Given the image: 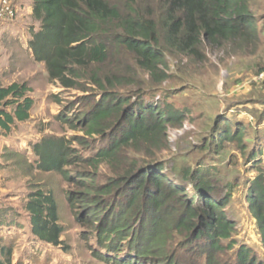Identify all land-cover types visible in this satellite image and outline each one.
I'll return each instance as SVG.
<instances>
[{
	"label": "trees",
	"instance_id": "trees-1",
	"mask_svg": "<svg viewBox=\"0 0 264 264\" xmlns=\"http://www.w3.org/2000/svg\"><path fill=\"white\" fill-rule=\"evenodd\" d=\"M138 1L32 0V14L40 24L28 42L33 58L44 63L50 81L86 91L63 106L58 116L84 135L41 137L31 146L34 167L64 175L82 189L69 192L68 201L79 204L76 219L91 229L88 240L93 243L87 245L105 263L227 264L222 255L236 246L234 263L229 264H264L252 247L233 237L238 233L236 221L225 209L233 183H226V192L220 193L201 169L181 167L177 174L169 173L157 158L168 147L169 127L182 122L180 114L157 102L145 103L141 93L121 91L119 76L99 69L116 49L129 52L141 68L157 75L164 56L158 47L157 22L139 12ZM162 1L165 40L182 51L194 52L202 39L210 45L230 41L245 48L257 39L249 0ZM30 92L25 81L0 80V137L30 119ZM243 132L225 125L213 144L221 149L224 140L241 142ZM94 136L106 140L94 153L86 156L73 146L78 142L83 149V138ZM261 154L252 147L247 163L258 162ZM76 163L92 170L73 177L67 168ZM102 163L115 165L117 174L98 183ZM246 201L264 250L262 176L250 181ZM24 209L34 239L53 246L62 243L64 229L51 192L33 189ZM0 264H24L13 260V244L6 238H0Z\"/></svg>",
	"mask_w": 264,
	"mask_h": 264
},
{
	"label": "rangeland",
	"instance_id": "rangeland-1",
	"mask_svg": "<svg viewBox=\"0 0 264 264\" xmlns=\"http://www.w3.org/2000/svg\"><path fill=\"white\" fill-rule=\"evenodd\" d=\"M11 2L14 16L0 23V29L15 23L11 37L7 41L0 39V61L7 63L1 69L0 80L3 84L27 82L34 104L28 121L17 124L8 135L0 137V152H3L0 156V238L13 244L15 262L108 264L89 249L88 241L93 243L92 238L88 240L91 229L76 219L79 204L72 205L68 201L69 192L82 189L64 175L36 170V157L31 150L32 144L43 136L84 135L82 130L70 128L58 116L63 106L78 100L86 91L65 89L48 79L44 63L36 61L28 47L32 33L40 25L33 14L27 12L30 1L26 5L21 0ZM248 6L257 23L258 36L254 43L245 48L232 45L230 41L210 45L202 39L190 53L166 42L165 22L160 23L165 18L164 2L139 0V12L157 22L158 47L164 51L157 75L141 68L129 52L116 49L99 69L104 74L118 75L121 91L141 93L140 100L145 103L157 102L159 107L173 108L180 114L182 122L169 127L168 147L158 152L157 158L165 162L169 173L177 174L181 167L201 169L220 193L226 192V183H233L231 199L225 207L227 213L235 217L238 233L233 237L252 247L264 263V250L246 201L250 181L257 175L264 179V0H249ZM21 30L25 32V40L18 37ZM73 113L74 108L68 116ZM225 125L230 131L240 128L244 131L243 138L241 142L224 140L222 148L218 149L213 143ZM82 141L86 142L83 149L78 142H73V146L86 156L106 144V140L98 136ZM252 147L256 151L261 149L262 154L258 162L249 164L246 156ZM115 167L100 164L97 182L104 183L115 176ZM67 169L73 177L79 175V171L92 170L80 163ZM35 188L51 192L55 198L59 223L64 229L60 245L41 243L30 234L24 204ZM187 191L192 193L191 187ZM235 247L221 254L225 263H234Z\"/></svg>",
	"mask_w": 264,
	"mask_h": 264
},
{
	"label": "crops",
	"instance_id": "crops-1",
	"mask_svg": "<svg viewBox=\"0 0 264 264\" xmlns=\"http://www.w3.org/2000/svg\"><path fill=\"white\" fill-rule=\"evenodd\" d=\"M30 1V4H31V6H30V10H27V12H29V13H31L32 14V10H33V7H32V0H21V3L22 4H24V5H26V3L27 2H29ZM15 25V23H13V24H8L7 26H4V27H1V29H0V39L1 40H8L9 39V37H11V34H12V28H13V26ZM11 26V27H10ZM7 30L9 31L10 30V33H8L7 32ZM18 33V32H17ZM18 37H19V39H22L23 37V40H25V32H23V30H21V34L20 35H18ZM27 38V37H26ZM22 42V41H21ZM32 55V54H31ZM7 65V63H5L3 60H1L0 61V72H1V69L2 68H4L5 66ZM13 82V81H12ZM9 83H11V82H8V83H6V84H9ZM30 117H31V113H30ZM18 124H20V123H18ZM1 139V138H0ZM1 143V142H0ZM2 144H0V150L2 149V146H1ZM2 151L0 152V156L2 155ZM232 217V216H231ZM233 219L235 218V217H232ZM235 220V219H234ZM252 220H253V226L255 227L256 225H255V221H254V219L252 218Z\"/></svg>",
	"mask_w": 264,
	"mask_h": 264
},
{
	"label": "built area",
	"instance_id": "built-area-1",
	"mask_svg": "<svg viewBox=\"0 0 264 264\" xmlns=\"http://www.w3.org/2000/svg\"><path fill=\"white\" fill-rule=\"evenodd\" d=\"M12 0H0V23L6 22L14 16Z\"/></svg>",
	"mask_w": 264,
	"mask_h": 264
}]
</instances>
